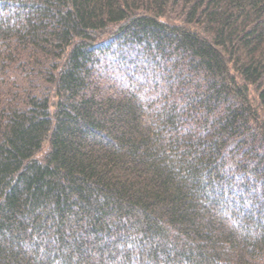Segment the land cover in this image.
Returning <instances> with one entry per match:
<instances>
[{
    "label": "trees",
    "instance_id": "obj_1",
    "mask_svg": "<svg viewBox=\"0 0 264 264\" xmlns=\"http://www.w3.org/2000/svg\"><path fill=\"white\" fill-rule=\"evenodd\" d=\"M0 264H264V0H0Z\"/></svg>",
    "mask_w": 264,
    "mask_h": 264
}]
</instances>
